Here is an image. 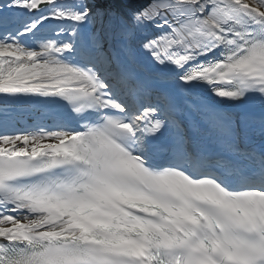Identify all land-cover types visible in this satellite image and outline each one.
I'll return each instance as SVG.
<instances>
[{"label":"snow or ice","instance_id":"snow-or-ice-1","mask_svg":"<svg viewBox=\"0 0 264 264\" xmlns=\"http://www.w3.org/2000/svg\"><path fill=\"white\" fill-rule=\"evenodd\" d=\"M0 264H264V0H0Z\"/></svg>","mask_w":264,"mask_h":264},{"label":"bare ground","instance_id":"bare-ground-1","mask_svg":"<svg viewBox=\"0 0 264 264\" xmlns=\"http://www.w3.org/2000/svg\"><path fill=\"white\" fill-rule=\"evenodd\" d=\"M131 2L135 4L136 2H138V0H131Z\"/></svg>","mask_w":264,"mask_h":264}]
</instances>
